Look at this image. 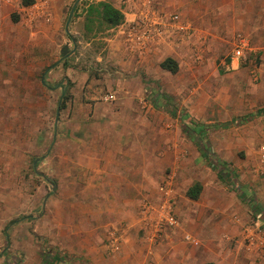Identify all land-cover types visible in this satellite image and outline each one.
<instances>
[{"label": "rangeland", "instance_id": "rangeland-1", "mask_svg": "<svg viewBox=\"0 0 264 264\" xmlns=\"http://www.w3.org/2000/svg\"><path fill=\"white\" fill-rule=\"evenodd\" d=\"M25 1L0 0V264H42L41 256L50 264H141L130 262L125 249L143 246L145 251L155 237L127 238L126 221L113 224L115 218L101 215L95 196L87 199L82 191L77 164L68 160L72 156L76 161V151L86 141L96 140L97 145L106 122L112 132L126 130L127 139H119L126 147L150 135L141 144L149 141L152 162L161 171L149 198V220L157 224L159 242H167L164 237L179 229L178 187L194 180L180 176V161L192 149L198 153L195 169L205 171L201 175L200 170V178L243 193H237V211L229 212V225L239 233L221 236L226 264H264V202L258 201L254 186L241 182L239 169V164H251L247 177L264 179V0H80L68 24L70 37L65 25L76 0H67L61 35L56 34L52 44L49 15L38 14L35 6L40 0L29 6ZM100 1L118 4L122 23H127L120 31L122 47L136 61L142 60L145 49L141 42L146 41L137 42L134 36L144 16L165 20L162 39L183 52L175 62L177 72L157 70L158 62L155 70H134L130 62L122 75L117 73L123 66L108 48L114 28L98 25L94 15L92 24L86 19L88 6ZM62 35L68 52L74 49L71 38L75 41L76 49L67 58L60 53L65 45ZM237 47L243 48V58L234 56ZM190 83L198 85L190 89ZM131 98L135 104L126 109L132 121L123 128L125 117L113 112L118 99ZM194 124L205 126L201 136L186 133ZM47 179L56 185L54 192ZM250 203L259 214L248 211ZM195 205L202 209L200 203ZM163 210L175 225L160 220ZM186 227L192 228V223ZM193 238L181 236L188 249L202 252ZM213 246L217 251V244ZM145 256L142 264H157L148 251Z\"/></svg>", "mask_w": 264, "mask_h": 264}, {"label": "crops", "instance_id": "crops-1", "mask_svg": "<svg viewBox=\"0 0 264 264\" xmlns=\"http://www.w3.org/2000/svg\"><path fill=\"white\" fill-rule=\"evenodd\" d=\"M66 4L67 0H40L35 5L40 8L37 10L38 14L49 15V20H51V22L50 25L47 24V28H50L51 44L54 43V36L56 34L57 37L61 35L62 12ZM112 5L118 8V4ZM129 20L128 16L125 21L127 22ZM126 24L127 23H122L115 27L112 30V38L108 40L110 54L118 64L123 66L116 71L117 73L122 75V73L125 72L122 71L125 70L123 69L124 66L130 62H132L134 70L143 67V69L149 72L155 70L156 62L161 64L167 58H171L174 62L178 60L177 57L182 59L183 52L182 49L179 48L180 46L172 44V41L167 39L164 41L161 36L151 38V36H148L151 32L146 33V28L141 24L140 28H136V26L133 27L134 29L136 28L137 33L134 36H137V42L138 37L144 32V38L147 37L149 40L146 39V42H144L145 49L141 52L142 60L136 61L135 56L129 55L122 47L124 44H122L121 38L123 37L120 36V31ZM162 32H164V28ZM175 35L176 34H173V36ZM61 39L64 44H67L65 36L62 35ZM138 49L140 48L138 47ZM231 65L234 69V63ZM178 68L181 69L180 63ZM129 70H132V68H129ZM157 70H162L160 65L157 66ZM233 73H239V71H234ZM119 83L120 82H118V85ZM197 85V83H190V85H186V87L194 89ZM118 90L121 91L120 86H118ZM127 92H130V90ZM132 98L126 100L118 99L116 105L117 109L113 112V114L115 113L119 118L125 117L126 120L121 123L123 128L126 127V122L129 120L132 121V118L130 119L131 114H129L126 109L131 108L132 105L135 104ZM188 100L192 101L191 99ZM202 109H205V106ZM143 118V121H145L146 118ZM107 124L108 122H106V128L99 137L101 141L97 145L93 144L96 140L93 142L86 141V144L76 151V153H78V158L75 157L76 161L71 158L72 156L68 157V160L77 164L76 169L80 173L79 179L83 181L85 185L82 191L85 193L87 199H89V196L91 198L95 196L94 201L99 203L98 208L101 215L113 217V219L115 218L116 222L113 220V224H118L123 220L126 221L127 228H130V230L125 231L127 238H129L130 235L134 236L135 239H137L138 236H142L143 238V235L146 236L147 234L151 236L152 240L155 237L153 242L150 241L149 244L145 245V251L143 246H141V248H137L136 246L130 249L126 248V258L132 263L137 262L142 264L143 260L146 259L145 254L148 251L152 254V260L157 264H226L225 252L223 251L225 247L224 244L226 243L222 240V235L232 232L239 233L238 227H231L229 225V218L231 215L229 212H232V210L233 213L237 211L235 209L238 207V200L240 203L239 195L242 192L239 188L235 189V192L225 190L222 186L210 185L208 178H204L203 176L200 178V170L201 175L205 173V171L201 168L195 169L194 160L196 156H198V153L190 149V156L180 161V176L185 177L190 175L192 178L194 177V180H191L186 187H178L179 202L177 206L181 211L179 210V212H176L178 215L176 216L181 220V223L179 229L174 232L173 235L170 234L169 237L166 235V237H164L163 235V237L168 240L167 242H159L158 238L161 239V236L156 232L159 231L157 224H153V221L149 220L150 218L152 219V214L149 210V198L153 197L152 188L155 181L161 179V176H159L161 171L158 172L159 166L157 167L156 164L152 162V153L148 148L149 141H146V145L141 144L142 141L150 138V135H144L143 138H141L142 141H139V144L126 147L119 144V139H127L126 130L123 129V132H112L113 129L107 128ZM109 131L110 133H108ZM86 134L90 135V132H86ZM176 134H178L177 131H175V135ZM115 137L116 139H113ZM172 138L174 137L169 136V140H172ZM180 146L182 148L187 147V145ZM71 151H73V149ZM166 151L167 148L162 152L166 154ZM66 159L67 158L64 157V160ZM230 161H226V165L224 164V166L229 168ZM245 164H247V162ZM251 168H253L251 164L247 165V167L243 166V164H239V169L243 172L240 180L249 187L254 186L258 201L264 202V179L258 180L256 176H252V180L248 178L246 173L249 171L251 172ZM197 183L201 185L199 198L197 200H191L186 196V192ZM237 193L240 194L238 195ZM245 199L246 198L243 199L244 202L246 201ZM155 203L157 202L154 201V204ZM196 203H200L202 209L199 210V208H197L196 210ZM184 204L187 208L182 206ZM216 207L222 210H213V208L215 209ZM249 209L251 210V208L248 207V211L250 212ZM239 216L244 217L245 214L240 213ZM187 223H192V228L188 229L186 227ZM183 234L194 237L193 239L196 240L198 244H201L203 251L199 252L188 249L186 244L181 240ZM215 244H217V251H214L213 245Z\"/></svg>", "mask_w": 264, "mask_h": 264}, {"label": "trees", "instance_id": "trees-1", "mask_svg": "<svg viewBox=\"0 0 264 264\" xmlns=\"http://www.w3.org/2000/svg\"><path fill=\"white\" fill-rule=\"evenodd\" d=\"M32 3H33V0H26L23 4H24V6H29ZM88 8H89L88 14H89L90 18L88 17L86 19L88 20L89 24H92L94 22L93 21V18H94L93 15L96 17L98 25H100V26L105 25L108 29H113V28L117 27L124 20L123 14L119 10H117L115 7H113L111 4H109L108 2H105V1H100V2H97L96 4L89 5ZM91 30L92 29L88 28V31H91ZM160 67L162 69L170 72L171 74H175L178 70L176 63L171 58L165 59L160 64ZM260 113H262V112H260ZM205 130H206L205 126H197L196 124H194V129L189 130V131L187 130L186 133L188 135H191V136L192 135H194V136L200 135L201 136V134H203V132H205ZM198 149L200 150L202 155L206 156V153L203 151V148L201 147L200 143L198 144ZM200 191H201V185L197 183L187 190L186 196L191 200H197L199 198ZM240 195H242V193ZM243 199L244 198L242 197V200ZM256 207L257 206L255 205V203H250V208H251L252 212H257V211H255ZM256 214H259V212ZM48 260L49 259L46 256H41V263L42 264H50V261H48Z\"/></svg>", "mask_w": 264, "mask_h": 264}, {"label": "built area", "instance_id": "built-area-1", "mask_svg": "<svg viewBox=\"0 0 264 264\" xmlns=\"http://www.w3.org/2000/svg\"><path fill=\"white\" fill-rule=\"evenodd\" d=\"M131 1L132 0H126L125 3L131 2ZM144 19H145V21H143L142 26H144L146 28V30H145L146 33L151 32V33H149L151 35L148 34V36H151V38H156L158 36L160 37L163 34V32H162L163 28H165L167 25L165 20L159 19L158 17H156L152 14L151 15L150 14L145 15ZM173 20H177V17H174ZM143 34H141V36L138 37V42L144 41V39H145V41H146V39L149 40L147 37L144 38ZM151 38H150V40H151ZM141 43L145 44L144 42H141ZM234 56L236 58H243V56H244L243 55V48L242 47L235 48ZM106 98L111 99V98H113V96L108 95V96H106ZM262 151H264L263 147H262ZM160 220L166 222L168 225H175L176 224L175 219L170 215V213L167 211H164V210L161 211V213H160ZM186 238H187V240H191L189 237H186ZM194 242H196V241H194Z\"/></svg>", "mask_w": 264, "mask_h": 264}, {"label": "water", "instance_id": "water-1", "mask_svg": "<svg viewBox=\"0 0 264 264\" xmlns=\"http://www.w3.org/2000/svg\"><path fill=\"white\" fill-rule=\"evenodd\" d=\"M79 1H80V0H76V1L73 3V5H72V7H71V9H70V12H69V15H68L67 21H66V25H65V33H66V35H67L68 37H70L69 30H68V24H69L70 19H71L72 15H73L74 9H75V7L77 6V4L79 3ZM71 41H72V43L74 44V49H73L71 52H68V45L65 44V45L62 47L61 51H60V53H61V55H62L63 58H67V57H68V56H69V55H70V54L76 49L74 39L71 38ZM41 83H42V84L44 83V77L41 78ZM56 119H57V117H56ZM42 158H43V157H42ZM38 161H39V159H35V160L33 161L32 165H33V168H34V169H36ZM36 175H38V176L41 177V178L46 179L45 176H44L43 174L39 173V172H36ZM47 181H48L49 185H51V191L54 192V191L56 190V185H55L52 181H50V180H48V179H47Z\"/></svg>", "mask_w": 264, "mask_h": 264}]
</instances>
